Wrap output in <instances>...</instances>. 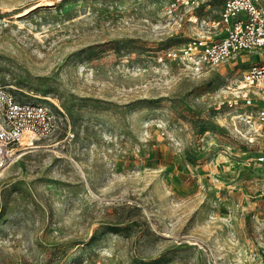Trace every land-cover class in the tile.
<instances>
[{
	"label": "rangeland",
	"instance_id": "rangeland-1",
	"mask_svg": "<svg viewBox=\"0 0 264 264\" xmlns=\"http://www.w3.org/2000/svg\"><path fill=\"white\" fill-rule=\"evenodd\" d=\"M223 1L0 0V86L58 116L0 169V264H264V139L222 104L259 51L157 57Z\"/></svg>",
	"mask_w": 264,
	"mask_h": 264
},
{
	"label": "built area",
	"instance_id": "built-area-1",
	"mask_svg": "<svg viewBox=\"0 0 264 264\" xmlns=\"http://www.w3.org/2000/svg\"><path fill=\"white\" fill-rule=\"evenodd\" d=\"M200 1L169 0L165 9L172 13L197 6ZM217 25L222 26L219 37H195L180 46L166 48L157 57L201 73L230 57L259 51V60L227 86L228 95L222 104L231 111L230 121L235 129L243 126L250 141L255 137L264 139V6L259 0H224ZM57 127V113L47 103L20 100L0 86V169ZM258 158L264 160V151ZM79 264L91 263L86 259Z\"/></svg>",
	"mask_w": 264,
	"mask_h": 264
}]
</instances>
